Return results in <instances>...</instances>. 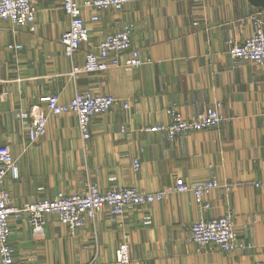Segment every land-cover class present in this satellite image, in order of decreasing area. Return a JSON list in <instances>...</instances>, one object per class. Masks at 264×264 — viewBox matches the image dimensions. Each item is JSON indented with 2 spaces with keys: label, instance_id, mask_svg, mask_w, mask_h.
Instances as JSON below:
<instances>
[{
  "label": "crops",
  "instance_id": "1",
  "mask_svg": "<svg viewBox=\"0 0 264 264\" xmlns=\"http://www.w3.org/2000/svg\"><path fill=\"white\" fill-rule=\"evenodd\" d=\"M31 1L34 32L0 21V145L10 148L18 168V177L8 175L3 183L12 204L82 191L88 183L101 190L125 185L154 192L182 177L189 184L215 180L217 186L204 198L208 208L192 194L171 193L125 208L116 222L104 208L72 233L54 214L45 216L39 235L26 217L10 220L15 264H118L116 250L124 237L128 264L264 261V189L252 184L264 176V66L227 53L231 42L242 43L254 31L249 16L264 21V6L250 0H139L119 11L84 9L89 38L68 59L59 41L68 27L61 0ZM124 26L131 27L132 45L144 63L72 77V66L83 64L86 50ZM76 91L108 94L119 102L92 118L86 143L73 114L50 112L44 136L31 141L30 122L21 114L42 94L56 93L65 103ZM215 108L223 120L211 129L174 138L145 131L168 123V109L188 118ZM227 213L243 250L199 249L187 240L193 222Z\"/></svg>",
  "mask_w": 264,
  "mask_h": 264
},
{
  "label": "built area",
  "instance_id": "2",
  "mask_svg": "<svg viewBox=\"0 0 264 264\" xmlns=\"http://www.w3.org/2000/svg\"><path fill=\"white\" fill-rule=\"evenodd\" d=\"M135 1L139 0H61V10L68 18V27L61 33L59 39L64 55L72 59L80 45L89 38V28L82 17L84 9L119 11L126 4ZM35 16L36 8L31 0H0V21H7L14 27H26L32 33L35 31ZM249 18L254 25V31L242 43L231 42L227 53L231 58L264 66V21L256 15H251ZM90 20L96 22L98 16L92 14ZM131 32L130 26H124L116 32L107 33L94 48L84 52L81 66H72V77L81 73L96 76L113 66L138 67L144 63L140 51L132 45ZM7 48L20 50L22 46L8 44ZM117 102L119 100L111 95L92 91H76L65 103L60 101L58 94L45 93L40 95L37 103L21 116L29 120L27 135L31 141H34L44 136L46 132V112L53 115L71 113L76 118L79 136L86 143L91 138L92 118L106 113ZM121 106L126 109L128 104L121 102ZM166 113L169 117L168 123L149 125L145 127V131L162 133L168 138H174L181 133L214 128L223 120V115L217 108L199 112L188 118L183 117L175 109H168ZM139 166L138 160H133L135 171ZM8 175L17 178L18 168L13 161L10 148L0 145V264H15L10 243V220L16 221L23 216L26 217L33 233L39 235L44 230L45 216L54 214L58 222L72 233L93 220L104 208L108 209L109 220L116 222L124 214L125 208L162 201L171 193L192 194L197 204L204 203V207L208 208L209 203L204 202V198L217 186L215 180L189 184L182 177H176L172 185L154 192L125 185L101 190L97 184L88 183L82 191L59 192L53 197L16 206L11 203L3 189L4 180ZM252 184L255 188L264 189V176ZM187 240L197 245L199 249L240 251L245 248V244L235 231L233 218L228 213L218 217L199 218L192 223ZM116 262L118 264L130 262L126 237L118 245ZM253 264H264V261Z\"/></svg>",
  "mask_w": 264,
  "mask_h": 264
},
{
  "label": "water",
  "instance_id": "3",
  "mask_svg": "<svg viewBox=\"0 0 264 264\" xmlns=\"http://www.w3.org/2000/svg\"><path fill=\"white\" fill-rule=\"evenodd\" d=\"M250 1L257 6H264V0H250Z\"/></svg>",
  "mask_w": 264,
  "mask_h": 264
}]
</instances>
